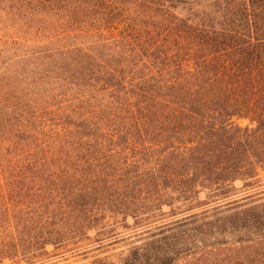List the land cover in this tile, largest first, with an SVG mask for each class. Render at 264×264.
<instances>
[{
    "label": "trees",
    "instance_id": "obj_1",
    "mask_svg": "<svg viewBox=\"0 0 264 264\" xmlns=\"http://www.w3.org/2000/svg\"><path fill=\"white\" fill-rule=\"evenodd\" d=\"M262 173L264 0H0V264H264Z\"/></svg>",
    "mask_w": 264,
    "mask_h": 264
},
{
    "label": "rangeland",
    "instance_id": "obj_2",
    "mask_svg": "<svg viewBox=\"0 0 264 264\" xmlns=\"http://www.w3.org/2000/svg\"><path fill=\"white\" fill-rule=\"evenodd\" d=\"M246 125V123H244ZM261 181L264 185V173L261 174ZM243 184H237V187L242 188ZM124 233L120 238L116 239L112 245L104 244L103 247H94L98 243L99 238L92 239L91 243H87L88 252L85 255H71L64 253L61 250L49 248V257L46 264H119L120 261L127 255L133 244L137 241L136 237L132 234ZM7 264H13L8 262Z\"/></svg>",
    "mask_w": 264,
    "mask_h": 264
}]
</instances>
